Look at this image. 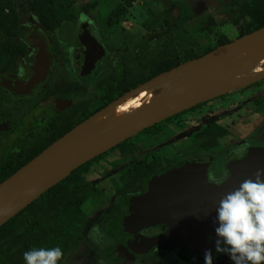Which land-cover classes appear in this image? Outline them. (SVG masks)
I'll return each instance as SVG.
<instances>
[{
    "label": "rangeland",
    "instance_id": "374dc122",
    "mask_svg": "<svg viewBox=\"0 0 264 264\" xmlns=\"http://www.w3.org/2000/svg\"><path fill=\"white\" fill-rule=\"evenodd\" d=\"M53 1L63 3L69 16L76 17L77 21H63L51 34L59 50L57 71L51 82L53 87L72 84L75 78L69 53L79 30L86 29L85 21L91 23L108 51L91 79H87L85 84L78 82L80 93L77 100L81 102L78 109L64 116V130L76 112L80 111L82 116L78 119H81L105 105L106 100L97 94L94 85L108 74L121 75L133 67L134 55L153 53L152 57H156L158 53H164L170 54L175 61L182 60L194 51L199 53L215 46L221 33L230 40L238 38L233 22L238 21L248 28L255 22L254 9L257 6L264 9V0H246L244 5L225 4L219 0L217 5L208 3L194 11L186 3L174 4L175 0H136L125 7L118 24H110V16L122 3L121 0ZM33 2L0 0V12L8 11L7 5L14 3L22 20H26L31 15ZM81 14L87 18L84 23L80 20ZM185 33L196 39L197 43L190 48L186 44ZM6 38V34L0 31V44L3 45ZM64 58L66 64L62 62ZM262 70L264 60L254 67L253 73ZM160 89L155 88L152 95L158 94ZM142 99H128L120 106L129 113L140 106ZM106 118L99 124L106 126L117 121L109 118L106 122ZM221 127L226 129L223 137ZM16 137L15 134L14 139ZM214 140L215 144L208 142ZM248 145L264 147V79L197 109L179 113L102 154L82 170L76 180L70 179L66 186L58 187L41 204L20 214L4 234L15 232L36 220H48L45 230L48 232L43 238H36L34 244L38 247L60 245L64 257L59 264H119L112 255L111 246H107L106 236L122 245L160 233L161 228L123 230L124 215L112 216L115 205L125 210L129 198L144 192L151 179L188 163L208 162V179L216 181L226 177L229 162L238 156L232 152L234 147L243 152ZM145 165L147 170H139ZM69 184L73 186L69 187ZM79 197L83 203L76 206L75 200ZM54 214L58 215L52 218ZM215 241L214 236L203 238L205 250H212L213 264H233L229 255L216 252ZM136 264H205V260L204 254H193L186 246L161 245L140 254Z\"/></svg>",
    "mask_w": 264,
    "mask_h": 264
},
{
    "label": "water",
    "instance_id": "95a60500",
    "mask_svg": "<svg viewBox=\"0 0 264 264\" xmlns=\"http://www.w3.org/2000/svg\"><path fill=\"white\" fill-rule=\"evenodd\" d=\"M263 40L264 26L218 46L201 57L184 62L130 90L105 108L112 112L118 102L133 98L145 89L161 87L149 103L137 107L126 117L109 123L86 145L77 142L80 139L77 126L86 120L77 125L0 183V227L66 179L74 170L145 129L189 110L199 103L221 97L264 79V70L240 78L246 70L254 68L264 60V53L261 55L258 53ZM83 43L82 50L88 51L90 48L88 39L85 38ZM40 46L42 49L43 45ZM45 52L43 50L41 55L46 54ZM44 63L48 64V60ZM41 67V75L32 77L28 86H33L43 78L45 69L42 64ZM166 81L170 82L163 86L162 83ZM209 165L208 162L202 161L188 163L162 174L150 182L144 195L131 199L125 215V230H140L157 224H163L168 229L159 235L144 238L145 244L139 251L134 250L133 245L140 243L142 238L129 243L128 247L118 245V254L125 260V264H135L136 257L129 249L134 253H145L155 246L183 245L193 254H205L206 250L201 246V239L207 234L217 239L215 220L219 200L226 193L237 188L246 178H255L258 169H264V147H252L245 157L235 160L229 177L220 184L209 181ZM158 186H161L159 192L169 199L168 202L175 209L168 211L164 207L159 211L146 210V206H149L159 194L156 191ZM197 191L203 192L202 195L197 196ZM181 192H184V197L179 200ZM179 204L183 206L181 210ZM183 212L187 213L186 218L179 219ZM137 216L141 218L139 224L131 227L130 220ZM202 224L204 227L201 226Z\"/></svg>",
    "mask_w": 264,
    "mask_h": 264
},
{
    "label": "flooded vegetation",
    "instance_id": "af4514ba",
    "mask_svg": "<svg viewBox=\"0 0 264 264\" xmlns=\"http://www.w3.org/2000/svg\"><path fill=\"white\" fill-rule=\"evenodd\" d=\"M218 1L219 0H175L173 3L176 5L186 3V5L194 11L200 9L203 6H207L208 3L217 5ZM244 1L246 0H222L221 2L225 4L237 5L243 3ZM30 12L31 15L26 20H22L21 34L18 37V41L25 44V47L22 48L24 53L22 54L21 52V54H16L13 57L14 59L12 63L8 67L1 65L3 67L0 68L1 177L10 170V167L14 163L16 164L17 162L24 161L28 156H31L36 149L46 145L49 142L54 143L69 132L66 130L79 120V116H82L79 115L80 111L77 110L78 112H76V114L71 117V124L68 125L65 130L62 129L64 116H66L68 112L73 111L76 108L78 109V105L81 102L80 100H77V95L80 93L78 82L85 84L87 79H91L95 71L100 69V65H102L104 62L108 52L105 49L106 47L103 46L102 42L100 41L91 23L89 21H85L86 29L79 30L73 39V48L69 53L71 67L73 69L72 74H74L75 78L72 79V84L58 85L53 87L51 82L53 77L56 75V67L59 61V50L55 45V41H53V37H51V34L54 30H48L41 24L36 12L33 10V7H31ZM85 38L88 39V43L90 44L88 51L82 50ZM40 45H43L42 49ZM43 50L46 51V54L41 55ZM47 60L48 64L44 63V61L46 62ZM64 61L66 64V58L63 59V64ZM41 64L44 67L43 69H45V75L33 86H28L27 84L32 77L41 75ZM259 81L253 84L258 83ZM100 83L94 85L96 92V87L100 85ZM86 100L88 99H85V101ZM212 100L206 102H210ZM116 109L118 111L124 112L120 105L116 107ZM104 119L105 118H101L98 120V122ZM15 134L17 136L16 139H14ZM252 147L257 146L248 145L247 149H245L243 152L237 151L239 147H237V149L234 147L235 150L232 152H234V155H238L235 160L245 157ZM235 160L229 162L228 174L226 177L218 178L216 181L209 178L211 182L220 184L226 180L231 173L232 163ZM151 181L152 179L148 182L147 188L144 192L129 198L125 210L120 206L125 212L122 226L125 224V215L129 208L131 199L133 197L144 195L148 190ZM149 227L161 228V232L153 236L159 235L168 229V227L164 226L163 224H157ZM123 230H125V228H123ZM106 237L108 238L109 242L107 246H111L112 255L118 260L119 264H125V260L118 254L117 247L120 245L118 243L119 241L112 240L109 235ZM141 238L143 240H141L140 243L133 245V249L136 251H139V249L143 248L145 242L144 238L148 237ZM129 243L132 242H126L122 245L128 247ZM114 247H116L115 252ZM129 250L136 257V264L137 257L143 253H134L131 249Z\"/></svg>",
    "mask_w": 264,
    "mask_h": 264
},
{
    "label": "trees",
    "instance_id": "16d2710c",
    "mask_svg": "<svg viewBox=\"0 0 264 264\" xmlns=\"http://www.w3.org/2000/svg\"><path fill=\"white\" fill-rule=\"evenodd\" d=\"M122 3H120L116 9L112 12V15L110 16L109 23L110 24H118L124 14V10L126 6H131L136 0H121ZM244 5V3L242 4ZM9 8L8 11H1L0 12V31L4 32L6 34V40L5 43L2 45L0 44V68L3 67L1 65L9 66L12 61L13 57L16 54H22L24 53V50L22 49L25 47V44L18 41V37L21 34V23L22 18L19 15V13L16 11L14 3H10L7 5ZM33 10L36 12L41 24L48 30H54L55 28L59 27L60 24L63 21H70V22H77L76 17L69 16L66 7L63 3H57L53 0H34L32 4ZM255 14V22L251 23L250 27H245L238 21H234L233 24L236 27L238 31V37H241L245 34L251 33L255 30H258L264 26V9L259 8L258 6L254 9ZM186 37V44L190 48V46L195 45L196 39L191 34L185 33ZM231 42V40L223 33H221L218 36V41L215 46L209 47L205 50H202L199 53H195L194 49L191 47V49L194 51V53L188 57H185L182 60H174V57L172 58L170 54H164V53H158L156 57H152L154 55L153 53H147L145 55L143 54H137L134 55L133 61L134 66L126 69L123 74L116 75V74H108L104 77L100 85L96 87L97 94L102 98L106 100V103L103 107L100 109L93 111L78 121H76L72 126H70L66 131H70L83 121L87 120L91 116H93L95 113L100 111L102 108L108 106L110 103L118 99L119 97L123 96L125 93L129 92L130 90L138 87L139 85L145 83L146 81L154 78L157 75H160L161 73H164L166 71H169L180 64L187 62L189 60L201 57L213 49H215L218 46L224 45ZM22 49V50H21ZM207 102H202L194 106L193 108L186 110L184 112L191 111L193 109H197L201 107L202 105L206 104ZM176 116V115H174ZM174 116L170 117L169 119L173 118ZM169 119L165 120L168 121ZM164 121V122H165ZM219 128L221 130V137L225 136L226 129L225 128ZM65 134V133H63ZM62 134V135H63ZM209 143L215 144L216 140L213 142L208 141ZM52 142L47 143L46 145L38 148L35 150V152L28 156L24 161L14 163L10 170L0 179V183H2L5 179L13 175L16 171H18L22 166L30 162L34 157H36L38 154H40L43 150H45ZM125 142L119 144L121 146ZM102 156V155H100ZM99 156V157H100ZM93 159L92 161H89L88 163L80 166L78 169L74 170L71 175H69L66 179L61 181L59 184L55 185L51 189H49L47 192H45L42 196H40L37 200H35L32 204H30L27 208H25L23 211H21L18 215L10 219L7 223L2 225L0 227V264H25L23 260V253L25 251L30 250L33 247H38L34 244L36 238H43L44 233L48 232L45 231L48 227V220H36L30 225L23 227L15 232L5 233L4 232L16 221L17 217L24 213L25 211H28L29 209H32L35 205L41 204L48 196H51L54 194L56 189L61 186H66L67 182L70 179L77 178V175L81 173L82 170H84L90 163L97 160ZM137 169V168H135ZM147 170L146 166H142L139 168V170ZM76 182V181H75ZM73 186V184H69V187ZM83 203V199L81 197L77 198L75 200L76 206H80V204ZM114 207V204L111 205ZM114 212L112 213V216L115 218H118L122 215H124V210L120 207V205H115ZM56 215L54 214L52 218H55ZM125 224L123 225V228ZM61 247L60 245H57ZM52 247V246H50ZM116 250V247H114V252ZM64 252V251H63Z\"/></svg>",
    "mask_w": 264,
    "mask_h": 264
},
{
    "label": "clouds",
    "instance_id": "9594fccd",
    "mask_svg": "<svg viewBox=\"0 0 264 264\" xmlns=\"http://www.w3.org/2000/svg\"><path fill=\"white\" fill-rule=\"evenodd\" d=\"M86 19L81 14V22ZM216 213V252L229 255L233 264H264V169L226 193ZM63 257L59 246L33 247L23 253L25 264H59ZM204 260L213 264L211 249L205 251Z\"/></svg>",
    "mask_w": 264,
    "mask_h": 264
},
{
    "label": "bare ground",
    "instance_id": "6f19581e",
    "mask_svg": "<svg viewBox=\"0 0 264 264\" xmlns=\"http://www.w3.org/2000/svg\"><path fill=\"white\" fill-rule=\"evenodd\" d=\"M258 53L260 55L264 53V40L261 42V44L259 46ZM253 69L254 68L251 67L248 70H246L240 76V78H244V77H247L250 75H254ZM169 82L170 81H166V82L162 83V85L165 86ZM153 90H154V88L145 89L141 93H139L137 96L133 97L134 99L137 97L143 98L139 107L145 106L155 96L154 94L152 95ZM128 99H132V98H127L124 101L118 102L112 112H110V110L108 108H104L103 110L99 111L97 114H95L94 116L90 117L85 122H83L82 124L77 126V133L80 136V139L77 140L78 144L86 145L92 138L96 137L104 127H106V126L99 124V122H98L99 119L107 117L105 121L108 122L109 118H114L116 120H119V119H122V118L126 117L127 115L131 114L133 111L129 112V113H124V112L118 111L116 109V107H118L121 103L126 102ZM160 190H161V186H158L156 191L159 192ZM183 193L184 192H181V195H179L180 196L179 200L183 199V197H184ZM202 193L203 192L200 193V191H197L196 195L199 196V195H202ZM162 195H163V193L159 192V194L156 195V199L151 201L149 206H146L147 207L146 210H157V211H159V210L164 209V207H166V210H168V211L170 209H175L170 205V202H168L169 199L162 196ZM176 197H178V196H176ZM179 206H180V210H181V208H183L182 204H179ZM182 211H184V210H182ZM185 213L186 212L181 213L179 219H185L186 215H187V213L186 214ZM140 220H141V218L138 216L133 217L132 220H130L131 227L137 226L139 224ZM201 226L204 227L203 224ZM207 235H209V234H207ZM203 238L201 239V244H202L201 246L205 250ZM144 244H145V242H144Z\"/></svg>",
    "mask_w": 264,
    "mask_h": 264
}]
</instances>
